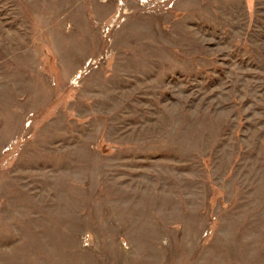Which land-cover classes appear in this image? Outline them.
Segmentation results:
<instances>
[{"label": "rangeland", "instance_id": "obj_1", "mask_svg": "<svg viewBox=\"0 0 264 264\" xmlns=\"http://www.w3.org/2000/svg\"><path fill=\"white\" fill-rule=\"evenodd\" d=\"M0 264H264V0H0Z\"/></svg>", "mask_w": 264, "mask_h": 264}, {"label": "built area", "instance_id": "obj_2", "mask_svg": "<svg viewBox=\"0 0 264 264\" xmlns=\"http://www.w3.org/2000/svg\"><path fill=\"white\" fill-rule=\"evenodd\" d=\"M141 2H148V0H141Z\"/></svg>", "mask_w": 264, "mask_h": 264}]
</instances>
